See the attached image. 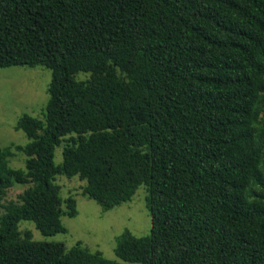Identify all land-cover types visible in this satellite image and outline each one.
<instances>
[{"label": "trees", "instance_id": "16d2710c", "mask_svg": "<svg viewBox=\"0 0 264 264\" xmlns=\"http://www.w3.org/2000/svg\"><path fill=\"white\" fill-rule=\"evenodd\" d=\"M12 66L51 79L44 121L15 125L29 143L0 147V200L26 187L0 216V264H122L21 238V221L53 236L76 216L58 175L104 212L147 187L150 235L115 239L126 264H264V0H0Z\"/></svg>", "mask_w": 264, "mask_h": 264}, {"label": "rangeland", "instance_id": "374dc122", "mask_svg": "<svg viewBox=\"0 0 264 264\" xmlns=\"http://www.w3.org/2000/svg\"><path fill=\"white\" fill-rule=\"evenodd\" d=\"M88 74L80 73L77 80H86ZM51 72L42 66L20 67L12 66L0 69V147L25 146L29 140L23 132L15 129V125L24 114L44 121L43 114L48 100L47 88ZM75 137V136H74ZM69 137H65L67 139ZM61 143L54 152V163L62 162ZM26 157L23 153L13 151L8 159V167L13 170H25ZM54 184L59 187L63 209L65 201L73 198L76 202L77 214L73 218L62 216L61 222L65 233L53 236H43L32 222L21 221L18 229L23 239L29 233L31 240L43 243H62L66 250L76 244L90 253L99 252L111 261L126 264L114 254L115 239L125 230L135 237H147L151 231L150 213L146 208L147 187L140 186L129 202L123 203L112 210L102 211L93 201L83 195L85 181L77 176L67 178L58 175ZM26 187L18 184L7 188L0 200V216L8 202H18V196ZM138 264V263H127Z\"/></svg>", "mask_w": 264, "mask_h": 264}]
</instances>
